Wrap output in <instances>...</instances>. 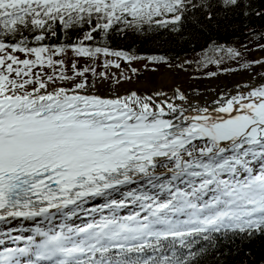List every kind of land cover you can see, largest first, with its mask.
Returning <instances> with one entry per match:
<instances>
[{
    "label": "snow or ice",
    "instance_id": "snow-or-ice-1",
    "mask_svg": "<svg viewBox=\"0 0 264 264\" xmlns=\"http://www.w3.org/2000/svg\"><path fill=\"white\" fill-rule=\"evenodd\" d=\"M252 17L264 0H0V264H264V57L214 44L207 75L249 79L208 98L102 95L109 74L78 67L166 62L98 43L113 31L184 37Z\"/></svg>",
    "mask_w": 264,
    "mask_h": 264
},
{
    "label": "trees",
    "instance_id": "trees-1",
    "mask_svg": "<svg viewBox=\"0 0 264 264\" xmlns=\"http://www.w3.org/2000/svg\"><path fill=\"white\" fill-rule=\"evenodd\" d=\"M259 4L260 0H256ZM264 33V19L252 17L251 19L236 20L232 27L228 29H220L205 31L202 33L190 34L185 33L184 37H179L175 34L168 32L165 29H155L147 33H139L132 29H125L124 31L110 32L107 39L101 41L98 38V43L102 46H107L112 50L127 51L133 56H149V55H163L166 62L179 59L181 57L190 56L193 54H202L200 60L203 61L205 55H212L209 51L214 44H223L237 48L238 42L246 43L253 37H261ZM82 35L81 32H70L69 40L64 42H73ZM63 40L62 36L53 38L52 43H60ZM87 62L90 58L83 57ZM246 60L245 58H243ZM155 62V63H166ZM231 60H225L223 67H228L231 64ZM214 68L212 71H217V66L211 64ZM210 70L199 65L196 75L198 77H207V73ZM247 251V249H246ZM254 259H259L264 249L261 248L259 242L252 249Z\"/></svg>",
    "mask_w": 264,
    "mask_h": 264
},
{
    "label": "rangeland",
    "instance_id": "rangeland-1",
    "mask_svg": "<svg viewBox=\"0 0 264 264\" xmlns=\"http://www.w3.org/2000/svg\"><path fill=\"white\" fill-rule=\"evenodd\" d=\"M257 44H264V38L253 37L245 44L242 42H238V47L242 50L243 58H245L246 60H254L264 57V50L258 49ZM202 56V54H193L166 63H155L150 62L147 59H138L133 60L129 64L127 61L121 59L118 61L121 65L120 68H105L103 66V56H101L98 60L90 59L87 62L83 57H81L78 59V67L88 66L91 68H95L97 73L106 71L109 74V78L107 80L100 79L99 77H97L96 80L102 81L105 87H107L108 89L116 85H123L127 82L138 83L147 79L152 83H156L158 79H160V74L166 70H170L177 78L184 79L188 87L196 84L199 88L205 87L206 85H208V83L216 79L219 80V83H221V85H225V83L232 84L238 75H248V72L246 70H240L234 73H221L215 77H198L196 73L198 71L199 65L201 64L209 69L210 72H214L212 71L214 67L211 64L205 66L203 63H200ZM74 58L75 57L72 53H69L68 56L65 57L66 62H70ZM110 58L114 59L112 57ZM180 65H183V67H180ZM132 67H135L138 70L137 73L134 74L130 71ZM228 67H238V65L235 61H233ZM257 71H259V68L257 69ZM122 74L125 76H130L131 80L125 81L121 79L120 84H116L114 82L115 79L120 78ZM87 75L89 80L91 81L93 79L91 72H89Z\"/></svg>",
    "mask_w": 264,
    "mask_h": 264
},
{
    "label": "bare ground",
    "instance_id": "bare-ground-1",
    "mask_svg": "<svg viewBox=\"0 0 264 264\" xmlns=\"http://www.w3.org/2000/svg\"><path fill=\"white\" fill-rule=\"evenodd\" d=\"M158 81L156 83H152L150 80H145L138 83L127 82L123 85H116L112 88L105 87L104 83L100 80H96L97 88L102 95L108 94H124L128 90H137L138 92H144L151 94L154 91L161 90L169 94L171 96L172 92L176 87H180L183 91L186 92L189 96L196 95V91L198 90L199 93L203 94L205 98H208L212 92V89H224L225 86L231 87L234 86L236 83H243L249 79V75H238L235 81L232 84L225 83V85H221L219 80H213L212 82L208 83L205 87L199 88L196 84L192 85L191 87L186 85L184 79L177 78L170 70H166L160 74ZM225 82V81H224Z\"/></svg>",
    "mask_w": 264,
    "mask_h": 264
}]
</instances>
